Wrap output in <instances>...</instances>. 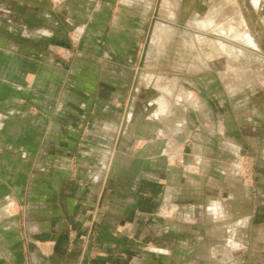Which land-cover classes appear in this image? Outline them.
<instances>
[{"label":"crops","instance_id":"1","mask_svg":"<svg viewBox=\"0 0 264 264\" xmlns=\"http://www.w3.org/2000/svg\"><path fill=\"white\" fill-rule=\"evenodd\" d=\"M141 1L121 0L113 29L118 27L121 30H131L135 20L147 19L148 12L141 10L144 9V2ZM122 16H127L130 19L127 22L129 24L123 21ZM156 18L153 33L156 30V22L161 19L167 22L161 21L165 24L166 30L159 33L151 52L152 33L145 63L146 70H142L141 80L133 98V109L120 140L118 138L126 113V105L130 98L129 95L133 91L130 73L137 71L133 65L112 66L105 62L101 65L99 71L101 74L96 82H81L82 85L79 83L87 90L86 97H84L87 103L85 110L82 111L86 115L82 117L80 110L78 112L77 108H71L69 102V116L64 115V118L69 120L65 122L64 119L57 118L55 122L63 124L62 126L56 124L55 132L51 134L52 137L58 138V147L61 148L52 146L45 150L46 152L38 149L45 135L41 128L44 123L43 118L36 113L37 110L33 113V105H30V110L27 107L32 102L42 105L44 101L41 90L44 85L39 81L42 70L41 65H38L39 62L35 60L37 64H34L31 60L32 62H25L29 68L22 65L18 69L17 72L21 74L19 77L23 81L25 80L23 84L26 86L23 85L18 89L19 86L13 84L12 81L0 84L1 107L5 108L3 111L13 110L11 105L14 104L15 111L25 110L27 119L22 127H17L16 122L11 119L6 121L4 128H0V219L3 218L0 220V250L3 249L5 252L8 250L10 257H12L11 249L13 248L12 233L21 231L19 228L9 226L7 222L11 217L22 216L18 208H13L16 201L15 195L11 193L13 188L20 191L21 195H26L25 200H29L28 209L32 210L36 207L44 209L48 206L46 202L51 201L55 206V210H53V206L52 212H59L58 205L55 203L58 202L59 195L55 197L58 192L51 189V195L48 194V185L54 186V181L56 185H59L60 173L62 174L55 154L64 151H71V153L79 151L86 154L92 151L103 154V161L98 162V160L92 159L88 161L86 157H83L84 166L92 167L93 170L90 171L87 168L81 177H92L98 174L95 179V182L98 183L100 171L106 169L107 175L103 180L104 186L100 197L106 202H116L111 208V215L117 216L116 222L120 223L121 220H126L125 225L109 223V219L104 221V225L100 229L102 237L98 247L101 263L109 264L110 261L115 264H188L185 262L186 259H182V256L177 260L176 256L172 255L177 250L180 252L184 242L179 239L173 245L170 241L173 236L174 239L177 236L182 238V234H185L188 229L186 218L194 219L192 217L194 216L196 221L189 223L191 230L196 232L197 241L195 261L192 264H233L236 263L237 255L246 250L247 255L249 251L250 257L252 256V264H264V223L261 224L262 227L257 226L256 236L251 237L248 232L251 234L253 227L245 226L249 221L250 212L242 211L246 206V199L243 197H248L247 195L251 193L250 188H246L244 196H241L234 194V190L237 189H233L228 182L216 183L218 193L211 195L208 211L203 205L196 206L190 211V217H187L190 210V207L185 203L187 170L191 172H193V168L199 170L200 165L206 159L200 150H197L198 148H192L191 151H194L193 161H190L186 168V165L179 161L168 160L166 154H171L172 159H177V154H185L191 147V143H193L191 140L198 136L201 138L200 133L197 132L198 128L212 130L215 127L214 119L211 127L205 124L211 119L205 115L208 113L209 101L203 95V82H195L188 75L192 74L196 78L197 73L210 70L212 68L210 63L219 58V52L217 46L214 47L215 44L212 42L211 54L217 53V55L213 56L212 54V57L208 58L203 51L202 39H200V45L198 41L194 42L193 40L188 43L186 34L181 32V27H177L182 23V18L178 16L173 20L163 19L159 16ZM115 30L119 32L117 28ZM144 30H146L145 27L136 28V36ZM84 38L86 39V36ZM136 53L137 51L134 52L133 49L127 54L131 62L138 57ZM3 55L8 58L7 54L3 53ZM107 55L113 54L108 53ZM10 62L11 60L8 64L6 60L1 63L0 69L6 70L5 72H14L15 66H11ZM192 64H205V66L200 70L191 71ZM232 66L233 70L229 71L228 75H224V80L233 93L251 84L252 80L249 77L253 70L242 68L236 64ZM237 69H240L241 72ZM172 71H186L188 74L184 77L163 74ZM27 75H34V81L30 82ZM57 83L55 81L53 86ZM204 119L206 120L203 121ZM231 125L230 121L226 122V129L231 128ZM191 126L194 130L189 132L191 129L188 127ZM221 131L224 135L225 131ZM226 132L228 136L231 135L228 130ZM217 135L219 136L218 131ZM236 141H232L233 144ZM230 151L234 152L237 162L242 158L244 152H247L246 148L241 145L236 148L230 147ZM47 152L50 155H47ZM29 153H35L31 162L26 161L25 158ZM45 160L49 163L52 162V165L46 166ZM46 168L51 169V177L54 181L45 179L43 172ZM99 168L100 171L97 173ZM215 170L224 175L223 169L215 168ZM229 173L228 177H235L236 181L242 183L241 178L231 174L232 171ZM66 175H72V170H68ZM262 176L261 188H264V175ZM214 181L216 180H213V184ZM85 182V179L67 181L66 190L71 192L77 187L80 190L81 184H86ZM226 184L229 185L226 187ZM92 190L95 191V188L90 189V191ZM45 192L47 194H43ZM78 192L76 195H79ZM91 198L95 199L92 196ZM67 199L72 200L73 198L69 194ZM9 201H11L10 204ZM261 203L263 206L260 208V214L264 217V201ZM243 204H245L244 207ZM31 210H28V213ZM8 212L9 214H7ZM162 212L174 214L175 217L166 218L170 219L169 222L168 220L166 222V216ZM206 212H208V216H211L212 226L209 234L207 231L209 230L207 227L209 221L207 218L209 217L205 216ZM235 214L239 215L240 221L236 222L234 218L229 217L231 215L235 217ZM183 217L186 218L182 219ZM182 220H185V224ZM156 222L166 224L159 227ZM61 225L62 223L54 225L47 222L44 226L45 229H59ZM31 227L33 226L31 225ZM245 230L248 234L247 239H253V246H250L253 244L251 241H246L245 236H242ZM259 245L262 246L261 252L257 250ZM65 247L62 244V248ZM57 248L59 249V245ZM108 248L110 252L105 253ZM207 249L211 251V260L208 258L210 252ZM5 252L0 254V264H9ZM68 256L71 257H68L66 264H69L70 260L71 264H75V256L70 253ZM64 258L65 254H62L61 257L59 253L55 252L47 259L48 262L44 260L43 264H63ZM42 259L39 258L40 263H42Z\"/></svg>","mask_w":264,"mask_h":264},{"label":"rangeland","instance_id":"2","mask_svg":"<svg viewBox=\"0 0 264 264\" xmlns=\"http://www.w3.org/2000/svg\"><path fill=\"white\" fill-rule=\"evenodd\" d=\"M135 1L140 2V0ZM157 1L142 0L144 9L141 10L148 12L147 19L135 20L131 30H121L116 27L119 31L116 32V28H113L121 0H0V64L6 60L9 64V60H11V66H15L16 69L14 72H5L6 70L0 69V84L12 81L13 84L19 86L18 89L23 85L26 86L23 84L25 80L23 81L19 77L21 74L17 72L18 69L22 65L29 68L25 62L31 60L34 64H37L35 60L39 62L38 65H41L42 69L39 81L44 85H42L44 88L41 89L44 101L42 105L29 102L27 107L30 110V105H33V113L37 110L36 113L43 118L44 123L41 128L45 135L38 149L45 151L52 146L60 149L58 138L51 136L55 132L56 124L61 126L63 124L55 122L56 119H64L65 122L69 120L64 118V115L69 116V102L71 108H77L78 112L80 110L82 117L86 115L82 111L85 110L87 103L84 98L87 90L79 83L96 82L101 74L99 73L101 65L108 62L112 66L133 65L137 70L130 73V81L134 87L139 60L154 11L158 8L159 11L161 9L163 14L159 15L158 11V16L163 19L173 20L177 16L182 18L184 27L180 29L182 33L186 34L188 43L193 40L194 42L198 41L200 45V39H202L205 54L212 49V42L215 44L214 47L220 46L222 49L219 58L210 63L212 67L210 70L197 73L196 78L192 74L188 75L195 82H203V95L209 101L208 113L205 115L211 119L205 124L211 127L214 119L215 127L212 130L198 128L197 132L200 133L201 138L198 136L191 140L193 143L186 152V166L190 161H193L194 151H191L192 148H198L197 150H200L206 159L200 165L199 170L193 168L196 173L187 171L185 203L190 207L187 217H190V211L195 209H191L192 207L203 205L208 211L211 195L218 193L216 183L228 182L233 189H237L234 190V194L244 196L245 185L249 182L251 193L247 195L248 197H243L246 199V206L243 204L245 208L242 211L250 212L249 221L245 226L253 227L251 234L248 233L254 238L257 226L262 227L261 224L264 223V217L260 214V208L263 206L261 201H264V188H261L262 175H264V169H262L264 166V0H161L158 5ZM122 19L126 24H129L127 22L130 19L127 16H122ZM161 21L167 23L162 19ZM180 26L177 25L178 28ZM138 27L146 29L137 34L139 37L135 34V29ZM248 47L258 50H251ZM133 49L134 52L137 51L138 57L131 62L127 54ZM238 51H241V54L235 58L233 53ZM3 53L7 54L8 58L4 57ZM108 53L113 55L109 56ZM233 64L240 65L242 68H250L253 71L249 77L252 80L251 84L232 93L224 80V75H228L229 71L233 70ZM237 70L240 71V69ZM163 74L183 77L187 75L174 71ZM27 76L30 82L34 81V75ZM55 81L58 83L53 86ZM131 95L132 93L129 97ZM11 108L14 109L6 111L7 113L4 112L5 108L1 107L0 100V128H4L6 121L11 119L16 122L17 127H22L23 123H26L25 110L15 111L14 104L11 105ZM205 115L204 118H206ZM200 121L202 122V119ZM228 121L232 125L231 128L226 129ZM191 127H188L191 129L189 132L194 130ZM221 130L225 131L224 135ZM226 130L231 133L230 136ZM235 140L238 142L233 144L232 141ZM238 145L245 147L247 152H244L242 158L237 162L234 152H229V148H236ZM34 155L35 153L27 154L26 161H33ZM47 155L50 153L47 152ZM55 156L57 162L59 161V170L62 172L59 177V185H56L51 177L50 168H46L43 174L45 179L54 181V186L48 185V194L51 195V189L59 193L55 194V197L59 195L58 202L54 201L58 205L59 212H52L54 205L51 201L46 202L48 206L44 209L39 207L28 209L29 200H25L26 195H21L20 191L13 188L11 193L16 198L13 208H18L22 216L11 217L7 224L19 228L21 232L12 233V257L8 250L5 252L1 249L0 254L1 252L6 253L9 264H43L44 260L47 261L55 252L59 253L61 257L62 254H65L63 264L68 263V257H71L68 256L69 253L75 256V264H104L99 261L100 250L98 247L102 237L100 229L107 219H109V223H119L116 222L117 216L111 215V208L116 202H106L100 197L104 186L103 180L107 175L106 169L100 171L99 168L97 170V173L100 171L101 174L98 183L95 182L98 174L92 177H81L84 170L89 168L84 166L82 158L86 157L88 161L92 159L102 162L103 154L92 151L86 154L79 151L72 153L64 151L56 153ZM44 164L49 167L52 162L49 163L45 160ZM215 168L223 169L224 175ZM68 170H72V175H66ZM88 170L92 171L93 168L90 167ZM231 171V174L241 178L242 183L236 181L235 177H228ZM84 179L86 184L82 183L80 190L78 187L71 192L66 190L67 181ZM213 180H216L214 184ZM229 184L225 186L227 187ZM91 188H95V191H90ZM77 191H79V195H76ZM96 192L97 194H95ZM43 194H47V192ZM69 194L73 198L72 200L67 199ZM91 196L95 199L93 200ZM28 210H31L30 213ZM53 210H55V206ZM208 215L206 212L205 216L209 217L207 218L209 219L207 224L209 234L212 225L211 216ZM165 216L166 222L168 220L166 218L175 217L174 214ZM192 217L194 219L186 218L188 229L185 234H182V238L177 236L174 239L173 236L170 241L173 245L179 239L184 242L180 252L177 250L172 255L176 256L177 260L182 256V259H186L185 262L188 264L195 261L196 255V232L191 230L189 224L190 222L194 223L196 219L194 216ZM229 217L234 218L236 222L241 219L238 214H235V217L232 215ZM19 218L21 222H19ZM182 221L185 222V220ZM47 222L54 225L62 223V225L59 229H45L44 225ZM125 222L126 220H121L119 224L125 225ZM164 224L166 223H157L159 227H163ZM246 230L242 236H245L246 241H251L253 244L250 246H253V239H247ZM32 241L36 244L33 245L35 246L33 250L30 249ZM62 244L66 247L62 248ZM261 247L259 245L257 248L260 252ZM207 250L210 252L208 256L210 259L212 254L210 249ZM107 251L110 252V249L108 248L105 253ZM239 255L235 259L236 263L233 264H252V256L250 257L249 251L248 255L247 250ZM40 257L43 258L42 263H40ZM69 264H71V260ZM109 264L115 263L109 261Z\"/></svg>","mask_w":264,"mask_h":264},{"label":"water","instance_id":"3","mask_svg":"<svg viewBox=\"0 0 264 264\" xmlns=\"http://www.w3.org/2000/svg\"><path fill=\"white\" fill-rule=\"evenodd\" d=\"M160 1H161V0H158V1H157V5L160 3ZM156 17H157V16H156V12H155V13L153 14V18H152L151 23H150V27H149L148 35H147V38H146V42H145V45H144V47H143L142 54H141V57H140V60H139V69H138V72H137L136 82H135L134 87H133L132 95H131V97H130V99H129V101H128V105H127V108H126V113H125V116H124V120H123V124H122L121 130H120V135H119L118 140H120V139L122 138V136H123V134H124V132H125L127 122H128V120H129V117H130L131 111H132V109H133V98H134V94H135V92L137 91L138 84H139V82H140V80H141V72H142V70H146V68H145V61H146V57H147L148 48H149V45H150V43H151V36H152V33H153V26H154L155 20L157 19ZM183 24H184V23H181V24H180V25H181V26H180L181 28L184 27ZM248 48L250 49L251 47H248ZM251 50H258V49H256V48H251ZM251 50H250V51H251ZM109 56H110V55H109ZM111 56H112V55H111ZM162 68H164V67H162ZM168 69H170V68H168ZM171 70H172V69H171ZM174 71H176V70H174ZM206 71H208V70H206ZM178 72H184V73L188 74L186 71H178ZM203 72H205V71H202V72H199V73H203ZM195 74H196V73H195ZM170 155H171V154H166V158H167L168 160H171L172 162L179 161V162H182L183 164L186 163V158H187L186 153H185V154H177V156H178L177 159H172ZM188 164H189V163H188ZM186 168H187V166H186ZM186 170H187V169H186ZM187 171L190 172V173H196V172H194V170H193V172H191L190 170H187ZM246 180H247V179H246ZM248 183H249V182H248ZM248 183L245 185L246 188H250L249 185H248ZM246 188H245V189H246ZM250 189H251V188H250ZM11 201H12V200H11ZM11 201H9V204L11 203ZM12 202H14V201H12ZM13 204H14V203H13ZM179 207H180V206H179ZM193 208H195V207H192L191 209H193ZM180 209H181V207H180ZM162 213H163V212H162ZM7 214H9V212H8ZM163 214H164V213H163ZM164 215H172V214H164ZM185 218H186V217H183L182 219H185ZM36 243H37V242H36ZM33 245H36L34 241H32V242H31V245H30V249H32V250H33V248H35V246H33ZM161 251H162V250H161Z\"/></svg>","mask_w":264,"mask_h":264},{"label":"bare ground","instance_id":"4","mask_svg":"<svg viewBox=\"0 0 264 264\" xmlns=\"http://www.w3.org/2000/svg\"><path fill=\"white\" fill-rule=\"evenodd\" d=\"M158 11H159V8H158V10H157V12H156V16H158ZM165 14H166V12H164ZM161 14H163V11L160 9V11H159V15H161ZM163 17V16H162ZM156 30H155V32H154V34H153V39H152V44H151V52H152V49L154 48V42H155V39L157 38V36L159 35V33H161V32H164L165 30H166V27H165V24H163V23H161V21H157L156 22ZM199 24V23H198ZM238 26H239V24H238ZM168 31V30H167ZM237 31V30H236ZM245 35V34H244ZM203 37V36H202ZM243 38H244V36H243ZM246 38H247V36H246ZM210 39V38H209ZM217 43V42H216ZM218 45V44H217ZM221 45V44H220ZM216 47V46H215ZM217 48H218V52L220 53V51L222 50L221 49V47L220 46H217ZM223 52V51H222ZM241 51H238V52H234L233 53V55L235 56V58H237L236 56L237 55H240L241 53H240ZM232 53V52H231ZM213 54V56H215V55H217V53L215 54V53H212ZM212 54H211V51H209V52H206V56L208 57V58H210V57H212ZM193 55V54H192ZM231 55V54H230ZM194 56V55H193ZM149 58V57H148ZM191 58V57H190ZM187 59V58H186ZM145 63H146V61H145ZM202 63V62H201ZM185 65H186V63H185ZM193 65V64H192ZM200 65V66H199ZM195 64V65H193L190 69H191V71L193 70V71H196V70H200L201 68H203V64ZM205 66V65H204ZM201 67V68H200ZM188 69V68H187ZM189 70V69H188ZM190 71V70H189ZM142 73H143V71L141 72V75H142Z\"/></svg>","mask_w":264,"mask_h":264}]
</instances>
